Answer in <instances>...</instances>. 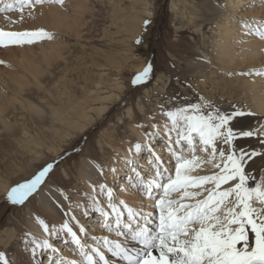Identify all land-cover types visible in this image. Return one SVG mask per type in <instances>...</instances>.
Masks as SVG:
<instances>
[{
    "label": "rangeland",
    "instance_id": "obj_1",
    "mask_svg": "<svg viewBox=\"0 0 264 264\" xmlns=\"http://www.w3.org/2000/svg\"><path fill=\"white\" fill-rule=\"evenodd\" d=\"M237 1L63 0L60 4L44 0L37 4L31 0V6L21 7V0H0V24L10 27L0 30L24 32L42 29L53 36L52 40L33 44L0 47V188H6L0 192V255L7 264H45L51 253L50 249L36 246V243L42 244L43 239L33 243L27 228L29 212L42 220L49 230L58 233L57 236L47 234L53 243L67 248L59 252L60 247H56L49 264L51 261L52 264L56 261L81 264L82 257L76 246L60 230L65 222L86 245L85 250L95 246L93 238L102 240L107 237L113 243L119 238L123 242L124 237H117L114 232L103 228L102 217L93 210L95 198L104 211H110L106 198L98 195L101 184L113 188L117 202L122 200L136 211L155 213L152 202L131 187V167L127 165L119 172L115 162L121 155L119 149L135 156L134 145H144L150 140L157 155L174 174L175 161L163 136V126L168 123L163 113L178 107L208 102L221 113H241L234 116L232 120L236 118L235 121H230L232 129L234 122L237 124L251 118L250 126H245L243 132H251L252 135L244 136L240 130L233 129L237 139L247 138L245 143L233 144V147L237 154H255L246 158V171L252 177L249 183L250 186L264 185V160L256 167L252 164L253 158L264 157V113L257 112L251 94L241 84L243 76L251 78L254 72H264V55H259L257 62L246 66L236 65V60L228 68L216 66L215 69L200 70L193 65L196 59L202 58V52L214 64L218 46L229 47L231 55L239 56L241 42L248 35L264 42L254 34H245L248 29L243 26L255 27L257 22L264 24V0ZM77 5L84 10L77 11ZM209 5L223 11L215 13ZM49 8L59 11L70 27L59 29L51 26ZM147 10L151 11L149 16L145 15ZM24 11L31 15L23 17ZM34 13L38 14L36 19L31 18ZM41 16L48 18V26ZM134 17L139 18L140 28H133ZM146 20L149 23L145 28ZM178 23L181 29H177ZM229 26L232 27L231 34L226 31ZM223 37H228V46ZM137 39L141 43L137 44ZM49 47L57 48L59 56L50 58L47 66L42 52H48ZM26 60L39 66V74L35 78L28 72ZM148 66H151L149 76L144 82L133 85V79ZM108 71L112 76L104 84L106 90L103 93L116 92L115 87L119 85L121 97L85 131H71L67 122L73 118L66 108L74 101L79 102L84 85ZM159 77L168 80L162 92L155 87ZM19 78L23 80L22 87L15 82ZM148 92H151L149 97ZM37 109L39 115L35 114ZM202 111L206 114L209 109ZM132 129L141 131L147 138L146 142L138 141ZM156 131L161 134L155 138L147 135ZM217 147L227 150L229 146L218 142ZM198 151L199 148L196 156L207 159L210 149L197 155ZM141 155L143 157L136 167L143 169L142 176H148L151 156L146 151ZM87 157L93 160L101 181L92 185L95 192L89 190L91 185L78 176V164ZM57 160L44 182L23 204L8 201L7 193L11 187L31 180L48 163ZM112 169L118 172L116 178ZM216 171L211 168L204 174L191 175H212ZM46 186L60 189L66 199V206L61 208L63 220L59 226L50 224L51 221L39 212L37 194ZM254 206L264 207L256 202ZM90 223H95L98 228L93 229ZM81 227L85 230L83 234L80 233ZM129 246L132 245L129 243ZM61 253L62 256L59 255ZM110 259L113 264H119L115 258Z\"/></svg>",
    "mask_w": 264,
    "mask_h": 264
},
{
    "label": "snow or ice",
    "instance_id": "obj_2",
    "mask_svg": "<svg viewBox=\"0 0 264 264\" xmlns=\"http://www.w3.org/2000/svg\"><path fill=\"white\" fill-rule=\"evenodd\" d=\"M43 2L35 0L37 4ZM52 2L62 4L63 0ZM24 5L31 6V0H21V7ZM148 23L144 21L145 28ZM243 26L248 29L245 34L264 39V24L257 22L255 27ZM45 39L52 40L53 36L42 29L0 30V47L33 44ZM136 43L141 40L137 39ZM150 71L151 66L146 67L133 79V85L144 82ZM256 74L264 75V72ZM202 109L209 111L205 114ZM163 114L168 121L163 126V136L175 161L174 174L157 155L151 142L134 145L136 155L146 151L151 156L148 176L141 175L143 169L138 170L134 161H125L131 167V187L150 200L156 212L136 211L122 200L117 202L113 190L101 184L98 195L106 198L110 211H104L95 198L93 210L102 217L103 228L117 237H124V241L113 243L107 237L93 238L95 246L85 250L86 245L69 223H63L60 230L76 246L82 257L81 264H111L105 251L122 264H264V207L254 206V202L264 205V185L250 186L249 183L252 177L246 171V158L255 154H237L233 147L236 133L230 127V121L241 113H221L210 103L203 102ZM153 128L157 126L153 125ZM160 134L156 131L147 135L155 138ZM242 135L252 133L243 132ZM218 142L228 145V149L218 148ZM198 148L201 152L210 149L207 159L196 156ZM57 163L58 160L48 163L31 180L13 186L7 193L8 201L23 204ZM203 164L211 165L217 171L212 175L192 176L191 172ZM93 191H96L95 187ZM38 223L49 236L58 235L42 220ZM84 232L81 227L80 233ZM36 246L56 251L47 239ZM0 262L7 264L3 255H0ZM56 264L76 262L56 261Z\"/></svg>",
    "mask_w": 264,
    "mask_h": 264
},
{
    "label": "bare ground",
    "instance_id": "obj_3",
    "mask_svg": "<svg viewBox=\"0 0 264 264\" xmlns=\"http://www.w3.org/2000/svg\"><path fill=\"white\" fill-rule=\"evenodd\" d=\"M240 1L241 0H238L237 3H239ZM170 5L173 7V3H171ZM206 7H207V5H206ZM54 9L49 8V12H50L49 17L52 18L51 26H53L54 28H59V29L60 28H67L68 29V27H70V24L65 20L66 18L64 16H62V14L59 13V11L54 10ZM209 9L215 13L223 11L222 8H221L222 9L221 10L217 6L215 7V6L209 5ZM76 10L80 12V11H83L84 8L80 5H77ZM44 11L46 12V10H44ZM179 11H178V14L181 16L182 12L180 9H179ZM36 13H37V11H36ZM38 13H39V11H38ZM19 14L21 15V13H19ZM41 14H43V13H41ZM150 14H151V11L147 10L145 15L149 16ZM26 15L29 16L31 14L29 12H26V11L22 12L23 17H27ZM37 15H35V13H34L33 16H31V18H33V17L35 18V16L37 17ZM230 15H232V14H230ZM43 16H41V17H43ZM43 18H45V17H43ZM46 19H48V18H45V21H46ZM29 20L31 21L32 19H29ZM139 21H140L139 18L134 17V27H133L134 29L136 27L138 28L139 26H141V24H140L141 22H139ZM0 23H1V21H0ZM7 23H9V20H7ZM32 23H34V22H32ZM36 23H37V21H36ZM46 23L47 24H45V25L48 26L47 21H46ZM13 24H14V22H13ZM230 25H231V23H230ZM6 27H9V26L0 24V28H4V30H6L7 29ZM181 28H182V26L178 23L177 29H181ZM226 31L228 34L229 33L231 34L232 27L231 26L227 27ZM226 39H228V37H223V40H226ZM229 43H230V41L226 40L225 44L227 46L229 45ZM229 49L230 48L229 47L226 48V46L223 48H222V46H218L217 51L215 53L216 58H215L214 64H212L210 62L211 60L209 59V57L206 54H204V52H202V54H203L202 58L196 59L194 61L193 65L195 66V68H198L200 70L208 69V68L209 69H212V68L215 69L216 66H218L220 68H228V67H230L232 62H234L235 60H236V65H244V66L252 65L255 62H257L256 58H258L259 55H261V54H262V56L264 55V42H260L253 37H249V35H248V37H245L241 42V51H240L239 56L234 57L233 55H231L229 52ZM58 53L59 52H58L57 48L49 47L48 52L43 50L42 55H43L44 64L49 66L50 60L53 58H57L59 56ZM26 62L28 63V66H29L28 72L31 75H33V77L35 78L36 75L39 74L38 73L39 72V66L37 64H34L30 60H26ZM25 70H27V68ZM256 73L257 72H254L251 75V78L243 76V79L241 80V84H242V87H245L246 89H248V92L251 94L252 99L255 102L257 112L264 113V78L261 75H257ZM111 76H112L111 72L108 71V73H106L105 75H100V76H98L99 78L91 80L89 83L84 85L83 90H82L83 94L79 95V97H78L79 102L74 101V104H71V106H68V108H66L68 115L73 118L67 122L69 127H71V131H73V132L76 130H78L80 132L85 131L88 128V126H90L93 123H95L96 121H98L100 118L103 117V115H105L108 112L110 107L113 106V102H115L116 100H119V98L121 97V94H122V88H120L119 85H116V87H115L118 91L112 92V93H103L106 90V87L104 84L108 82V78H110ZM22 81H23L22 78L15 80V82L21 87H22V85H24ZM155 84H156L155 87L159 88V92H162L164 85L168 84V80H166L165 77H159ZM150 95H151V92H148L147 97H149ZM154 99L156 100V98H154ZM37 112H38V109L36 110L35 114L39 115V112L38 113ZM235 120H236V118H235ZM235 120H232V121H235ZM250 123H251V118L241 120V123H237V124L234 122L233 123L234 124L233 129L240 130V132L242 133L245 129V126L247 128ZM132 131L136 134L138 141L146 142L147 138L142 134L141 131L137 132V129H132ZM237 134H238V132H237ZM246 141H247V138L244 137V138L234 140L233 144L236 145L238 143H245ZM149 142H151V141L149 140ZM149 142L147 141V143H149ZM151 144H152V142H151ZM152 146H153V144H152ZM118 151L120 152L121 155H120V157H118L117 161L115 162V165H116V167L119 166V169H117V171H119V172H121L122 169L128 165L124 162L125 160L126 161H128V160L134 161L135 166H136L137 165L136 163L140 162L139 159H141L143 157V155H141V154L140 155L134 154L135 156H133V153L130 155L129 153L121 151L120 149ZM200 152L201 151H198L197 155H199ZM200 158L205 159L204 157H200ZM263 160H264V157L260 158V159L259 158H253L252 164L256 167L260 163H262ZM92 162H93V160L91 158L87 157V159L85 158V159L81 160L80 163L78 164V176L80 179H83L84 181H86L84 183L88 182L91 185L88 187L89 190H93L94 187L92 185L94 183L101 182L100 178L97 174L98 170L97 171L95 170L96 168L94 167ZM36 168H37V166H35L33 169L35 170ZM211 168H212L211 165L203 164L201 167L193 170L191 172V174H193V173L204 174ZM31 173H33V172H31ZM117 175H118V172H114L115 178L117 177ZM222 187H226V185L222 186ZM111 189L113 190V188H111ZM5 190H6V188H0V192L5 191ZM37 203H38L37 204L38 208L40 210L39 212L44 217L46 216V218H48L49 221H51L50 224L52 223V224L57 225V226H59L61 224V221L63 220L61 208L66 206V199H65L63 192L60 189H58L56 187L54 188L51 186H46L44 189H42L41 191L38 192ZM86 213H88V212H86ZM26 220H27V228L29 230V234H30L32 240L34 239L33 241H36L37 239H43V240L47 239L49 241V243L54 248L60 247L59 252H61L64 248H66L62 244L56 245L55 243H53L51 241L52 239L50 240V238H48V235L44 232V230L41 228L40 224L38 223V217L33 215L31 212L28 213ZM100 221H101V224H103L102 218L100 219ZM48 225H49V223H48ZM90 225L93 229L98 228V226L95 223H90ZM89 232L91 233L92 231H89ZM54 253H56V252L51 251V253L48 254V258L46 259L47 262L45 264H49L50 261H48V260L52 259L51 257ZM59 255L62 256L63 254L61 253ZM66 255H67V253H66ZM52 262L53 261H51V264H52ZM0 264H2V262H0Z\"/></svg>",
    "mask_w": 264,
    "mask_h": 264
}]
</instances>
